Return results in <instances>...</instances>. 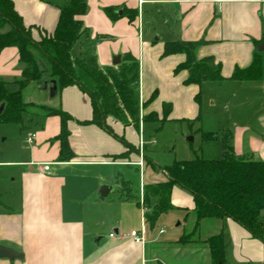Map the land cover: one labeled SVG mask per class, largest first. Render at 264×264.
Here are the masks:
<instances>
[{
  "label": "crops",
  "instance_id": "crops-1",
  "mask_svg": "<svg viewBox=\"0 0 264 264\" xmlns=\"http://www.w3.org/2000/svg\"><path fill=\"white\" fill-rule=\"evenodd\" d=\"M67 1L13 0V3L24 23L33 25L31 33L37 39V29L47 33L54 30L59 6ZM85 3L86 10L80 19L87 32L80 38L81 49H90L106 72L116 73L129 61L137 64L135 94L142 114L153 111L158 118L162 103H170L167 117L183 118L187 114L182 105L194 103L195 95L200 93L201 85L183 83L186 70L174 72L184 55H162L165 41H199L196 58L213 57L220 63L224 77H229L235 67H247L254 51L258 52L261 78L251 82L258 92H264V46L258 49L264 45V0H85ZM105 8L111 9L113 16L108 15ZM129 9L136 11L133 20L127 16ZM154 35L155 39L151 40ZM115 56L119 57L117 63L112 62ZM21 66L15 47L0 49V79L6 82V87L18 88L15 80L20 77ZM53 80L33 81L48 98L29 103L40 107V121L34 127H22L23 135L18 138L24 140L25 146H10L0 155V184L5 179L9 182L7 186L0 185V195L7 194L6 203L0 201V245L22 254L20 258H0V264H153L156 256L148 255L147 246L157 241L164 230L155 233L151 225L147 233L145 227L144 242L136 243L129 232L140 229L145 205L137 195L135 199L121 194L110 196L115 188L119 189V178L128 174L113 172L116 167L125 166L121 157L125 151L129 160L125 167L139 171L141 194L144 185L165 180L163 173L154 177L145 154L142 165L136 164L139 161L136 150L141 146L143 155L145 145L140 136L144 120L141 117L138 126H123L113 117L106 118L113 133L136 149L128 150L104 128L80 123L92 117V105L86 92L77 85L58 91L57 87L53 88ZM49 108L62 109L71 116L67 122V139L74 156L69 161L57 160L59 143L53 137L60 130V118L49 114ZM259 125L264 130V111L259 116ZM132 127L136 128L137 135ZM30 131L35 133V138L27 143L25 138ZM248 138L251 146L243 155L264 160V134ZM236 154L241 155L237 149ZM43 163H49L48 170L42 169ZM104 182L113 185V190L100 199L97 193ZM170 201L173 208L184 211L185 220L189 218L190 231L194 224L192 196L173 186ZM116 215L118 218L114 217ZM109 216L116 222L110 221ZM124 220L132 224L129 230L123 227ZM262 220L264 223V209ZM219 232L224 238L225 264H264V241L251 236L229 218L201 220L192 235L198 238L200 245L193 246L194 250L205 247L206 264H210V258L202 240ZM181 237L166 243L167 247L177 246Z\"/></svg>",
  "mask_w": 264,
  "mask_h": 264
},
{
  "label": "trees",
  "instance_id": "trees-1",
  "mask_svg": "<svg viewBox=\"0 0 264 264\" xmlns=\"http://www.w3.org/2000/svg\"><path fill=\"white\" fill-rule=\"evenodd\" d=\"M85 10V0H68L59 6L54 30L47 33L37 29L36 39L31 33L33 25L24 23L13 0H0V49L15 47L22 65L20 77L15 80L18 85L16 90H8L6 82L0 79V105L3 104L0 122L19 124L26 109L21 95L22 89L33 81L51 78L56 81L58 91L68 85H77L89 96L92 117L80 123L96 124L122 141L128 150H136L122 137L113 133L106 124V118L113 117L123 126H138L139 103L133 90V85L138 80L137 64L129 61L116 73L106 72L99 66L90 49H81L80 38L87 31L80 16ZM105 12L113 16L111 9L105 8ZM126 12L129 20L136 16L134 9ZM5 26L8 29L4 30ZM199 43L172 40L163 44L162 55H184V60L174 68V72L187 71L184 84L201 85L205 81L226 79L257 81L261 78V56L258 52L254 51L247 67H235L229 77H224L220 63L213 57L196 58L195 48ZM39 62L42 63L41 67ZM199 96L200 93L195 95L196 102H199ZM170 109V103H162L160 120L168 116ZM48 110L49 114L58 115L60 118V130L53 137L59 143L57 160L69 161L74 156L67 139V122L71 116L62 109ZM142 119L157 120V117L151 111L142 115ZM121 157L126 159L127 151ZM147 162L150 163L149 160ZM162 173L165 175L164 181L143 187L142 201L149 208L145 212V221L150 226L160 214L173 208L170 201L171 190L173 186H178L192 196L194 216L193 228L184 233L180 240L189 242V237L196 232L201 220L229 218L241 225L251 236L264 241V160L255 159L250 154H236L231 134L222 138L221 158L205 159L195 156L189 160L175 161ZM151 199H154L153 204ZM202 242L207 245L210 264H225V244L221 232L210 235Z\"/></svg>",
  "mask_w": 264,
  "mask_h": 264
},
{
  "label": "rangeland",
  "instance_id": "rangeland-1",
  "mask_svg": "<svg viewBox=\"0 0 264 264\" xmlns=\"http://www.w3.org/2000/svg\"><path fill=\"white\" fill-rule=\"evenodd\" d=\"M145 16H147V12H145ZM155 37V35L152 36L151 40ZM39 65L41 67L42 63L39 62ZM35 83L31 82L22 91L23 99L27 104L25 111L22 113L21 122L19 124L0 122V155L10 146L19 144L25 146L24 140L18 138L19 135H23L22 127H34L40 121L38 119V115L42 113L40 107L29 103H38L48 100V98ZM252 83L251 81L228 79L226 81H205L200 86L199 103L193 101L194 103L182 105L181 108H184L187 116L183 118L171 116L172 118L166 117L163 120H160L161 116H159L157 120L147 119L142 121L140 136L142 144H145L142 157L145 154L146 159L150 161L148 169H151L154 177L163 176L162 171L175 161L189 160L195 156L205 159L221 158L224 135H232L235 153L237 149L241 155L245 154L251 146L249 135L260 136V134H264V130L259 125V116L264 111V92H258L252 86ZM136 84L137 82L133 85L134 92L137 88ZM262 87L264 88V82ZM7 89L10 91L15 90L12 86L7 87ZM197 110L198 113H196ZM132 130L137 135L136 128L132 127ZM209 134H213V136H209ZM188 136H191L192 139H187ZM138 152L140 159L141 146H139ZM122 161L125 166L129 165L126 159ZM125 166H118L113 171L116 175L119 171L128 174L119 178V189L115 188L110 196L116 197L121 194L123 196H133L135 199L136 195L140 196L138 190L140 189V186L138 188L139 171L134 167ZM0 169L2 171V168ZM107 170L110 172L111 169L107 167ZM142 174L143 170H141V179ZM5 176L8 179L11 178V175ZM2 184L7 186L9 182L5 179V182L2 181L0 185ZM6 198L7 194L0 195V201L6 203ZM150 202L153 204V200ZM191 213L193 216V212ZM114 217L118 218L117 215ZM108 219L116 222V219L111 220V216ZM122 222H124L123 227L127 230L132 227L129 220ZM188 222L189 218L184 219V211L181 208L170 209L157 217L152 225L153 232L157 233L159 229L164 231L158 235L157 241L149 243L147 246L148 255L156 256L153 264H206L207 252L204 250L205 247H202L201 250V247L198 250L192 248L196 244L199 245L196 237H189V242L186 243L180 240L179 244H176L177 246L167 247L166 245L172 239L187 233L189 229ZM145 227L148 233L150 224L146 222ZM95 236L97 238L99 235Z\"/></svg>",
  "mask_w": 264,
  "mask_h": 264
},
{
  "label": "water",
  "instance_id": "water-1",
  "mask_svg": "<svg viewBox=\"0 0 264 264\" xmlns=\"http://www.w3.org/2000/svg\"><path fill=\"white\" fill-rule=\"evenodd\" d=\"M264 45H260L258 47L259 50H261L263 48ZM75 50H77V47H75ZM119 61V57L118 56H115L114 59H113V63H117ZM52 84H53V88L56 89V81L53 80L52 81ZM3 108V104L0 105V111L2 110ZM187 139L191 140L192 137L191 136H188ZM113 190V185H111L110 183H101L99 185V189H98V197L100 199H104L107 197V195ZM10 258V259H13V258H20L22 257V254L18 253L17 251L13 250L12 248H9V247H6V246H3V245H0V258Z\"/></svg>",
  "mask_w": 264,
  "mask_h": 264
},
{
  "label": "built area",
  "instance_id": "built-area-1",
  "mask_svg": "<svg viewBox=\"0 0 264 264\" xmlns=\"http://www.w3.org/2000/svg\"><path fill=\"white\" fill-rule=\"evenodd\" d=\"M140 108V107H139ZM142 117V111L140 109V118ZM35 138V133L30 131L26 134V142L27 143H32ZM142 157V154H141ZM140 157L139 161L136 163L137 165L141 166L142 165V158ZM42 169L44 171L49 169V163H43L42 164ZM140 199L142 201V194L140 193ZM148 211V208L145 206H142V214H141V220H140V229L138 230H131L129 232L130 237L136 242V243H143L144 242V237H145V212ZM110 235H113V233H110Z\"/></svg>",
  "mask_w": 264,
  "mask_h": 264
}]
</instances>
